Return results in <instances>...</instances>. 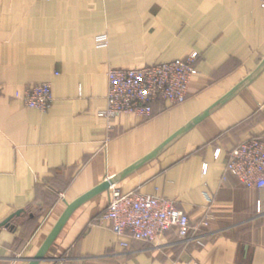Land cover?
<instances>
[{
	"label": "crops",
	"instance_id": "0c3cea01",
	"mask_svg": "<svg viewBox=\"0 0 264 264\" xmlns=\"http://www.w3.org/2000/svg\"><path fill=\"white\" fill-rule=\"evenodd\" d=\"M106 35L107 44L96 45ZM196 52L186 100L122 115L107 133V70ZM229 99L117 182L173 199L203 244L170 231L122 247L97 222L108 190L79 205L37 264H264V188L226 171L228 152L264 135L259 0H0V264H28L66 204L121 174L248 76ZM49 81L41 112L20 97Z\"/></svg>",
	"mask_w": 264,
	"mask_h": 264
},
{
	"label": "built area",
	"instance_id": "2783aa9c",
	"mask_svg": "<svg viewBox=\"0 0 264 264\" xmlns=\"http://www.w3.org/2000/svg\"><path fill=\"white\" fill-rule=\"evenodd\" d=\"M264 12V0H259ZM106 35L96 37L98 47L106 46ZM198 54L186 58L134 67H114L107 70L106 103L98 115L111 132L122 115L142 118L152 116L151 103L163 100L171 105L186 100L189 85L198 73ZM24 104L41 112L54 102L52 85L43 81L28 86L20 96ZM226 171L247 188H264V135L251 136L228 152ZM108 176L106 178H109ZM98 223L108 224L118 244L128 247L131 240L157 242L170 231L183 240L203 244L201 235L209 222L191 224L189 216L166 196L123 191L117 183L110 184L106 206Z\"/></svg>",
	"mask_w": 264,
	"mask_h": 264
},
{
	"label": "water",
	"instance_id": "95a60500",
	"mask_svg": "<svg viewBox=\"0 0 264 264\" xmlns=\"http://www.w3.org/2000/svg\"><path fill=\"white\" fill-rule=\"evenodd\" d=\"M252 78H253L252 75L251 76H248L243 82H241L239 85H237L236 87H234L231 91H229L227 94H225L221 99H219L218 101H216L215 103H213L210 107H208L206 110H204L201 114H199L198 116H196L195 118H193L191 120V122H189L184 127H182L181 129H179L178 131H176L175 133H173L159 147H157L154 151H152L150 154H148L147 156H145L142 160H140L136 164L128 167L121 174H114V175H112L109 178H105L100 184H98L97 186H95L91 190L85 192L84 194H82L81 196H79L78 198H76L75 200H73L72 202L67 203L64 212L59 217V219L57 220V222L55 223V225L53 226L52 230L50 231V233L48 234V236L44 240V242L41 245V247L39 248L38 252L34 255V257L32 259H30V261L28 262V264H37L40 260H42V259L45 258V255H46L48 249L50 248V246L52 245V243L54 242L56 236L58 235V233L60 232V230L62 229V227L64 226V224L66 223V221L69 218V216L71 215V213L79 205H81L85 201L89 200L90 198H92V197L100 194L101 192H103L105 190H108L110 184L117 183L122 176H124L125 174L129 173L130 171H132L140 163H142V162H144V161H146V160L154 157L162 148H164L174 138L182 135L189 128H191L194 124H196L202 118H204L205 116H207L213 108L217 107L219 104H222L227 99H229L232 95H234L236 93V91L238 89H240L242 87L243 84L251 81Z\"/></svg>",
	"mask_w": 264,
	"mask_h": 264
}]
</instances>
